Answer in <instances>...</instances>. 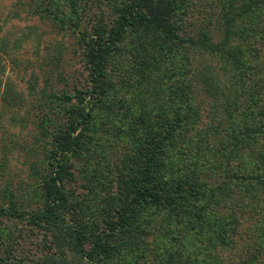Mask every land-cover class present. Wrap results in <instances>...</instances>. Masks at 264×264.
I'll use <instances>...</instances> for the list:
<instances>
[{"label":"trees","instance_id":"obj_1","mask_svg":"<svg viewBox=\"0 0 264 264\" xmlns=\"http://www.w3.org/2000/svg\"><path fill=\"white\" fill-rule=\"evenodd\" d=\"M35 1L70 70L58 51L38 91L33 194L0 193V264H264V0L206 22L196 0Z\"/></svg>","mask_w":264,"mask_h":264},{"label":"rangeland","instance_id":"obj_2","mask_svg":"<svg viewBox=\"0 0 264 264\" xmlns=\"http://www.w3.org/2000/svg\"><path fill=\"white\" fill-rule=\"evenodd\" d=\"M196 1L193 19L199 17L206 22L203 16L212 19L211 13L218 12L216 2ZM41 9L35 0H0V193L9 187L19 200L33 194V169L42 157L43 142L38 140L37 126L42 113L37 115V104L43 100L38 91L47 85L52 56L62 50L67 62H62L60 69L70 70L67 63L72 38L53 15L39 12ZM208 21L216 24L215 20ZM215 35L218 39L219 33ZM73 61L78 62L74 57ZM56 73L51 78L54 83L59 79ZM32 83L37 85L35 89L31 88ZM36 206L37 202L30 200L23 207L33 210ZM26 233L27 230L22 234L20 247L24 252H33L37 239L26 237Z\"/></svg>","mask_w":264,"mask_h":264}]
</instances>
